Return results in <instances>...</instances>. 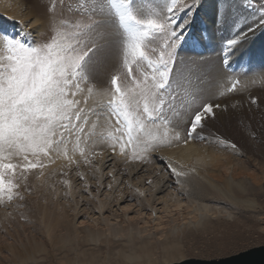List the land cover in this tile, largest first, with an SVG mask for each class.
Instances as JSON below:
<instances>
[{"label":"snow or ice","instance_id":"6c2138e0","mask_svg":"<svg viewBox=\"0 0 264 264\" xmlns=\"http://www.w3.org/2000/svg\"><path fill=\"white\" fill-rule=\"evenodd\" d=\"M73 3L80 6L74 9ZM133 3L48 0L19 32L0 30V203L23 200L21 187H27L29 173L40 169L43 175L47 163L69 158L72 138L73 154L92 142L90 152H79L91 165L105 149L120 155L130 151L143 160L164 140L187 145L215 135L207 129L219 118L218 110H228L227 103L216 102L214 94L191 93L177 109L172 95L179 83L174 76L178 49L191 23L190 17L178 22V16L199 0H170L162 17L147 19L134 13ZM245 36L226 41L224 68ZM101 64L107 68L103 79L97 73ZM236 91L234 83L221 95ZM105 128L107 135L100 131ZM158 159L182 184L183 166ZM76 174L87 191L84 173ZM63 183L71 186L69 179Z\"/></svg>","mask_w":264,"mask_h":264},{"label":"rangeland","instance_id":"374dc122","mask_svg":"<svg viewBox=\"0 0 264 264\" xmlns=\"http://www.w3.org/2000/svg\"><path fill=\"white\" fill-rule=\"evenodd\" d=\"M202 1L199 0L198 6L179 13L178 22L182 23L190 17L191 23L186 29L189 38L180 45L178 57L181 55L183 44L187 43V50L191 48L199 51L203 49L200 36H203L205 41L209 39L207 21L200 16L206 8L201 4ZM169 2L170 0L166 8ZM142 4L140 0L137 7L134 3L132 5V10L140 19L159 18L165 14V11L161 12L153 6ZM238 5L250 14V19L247 20L245 15L239 22L236 21L231 39L242 33L247 35L252 28L244 29L246 23L264 24V0H239ZM0 19H3L0 21V30L16 33L23 27L18 20L9 21L1 14ZM221 23L220 26L223 27L226 22ZM246 37L240 41V45ZM225 43L226 41L223 42ZM105 133L107 135V132ZM72 140L69 146L74 149L75 140ZM90 142L87 145L81 144L75 154L68 146L72 152L69 153V158L65 159L61 155L54 163H47L42 169L43 175H40V169L29 173L27 187H21L23 200L17 199L8 205L0 203V264H174L192 259L220 260L264 246V239H260L264 237V162H256L257 165L251 163L241 154L229 151L224 143L219 141L222 144H219V149L223 153L226 151V156L240 158L248 173L255 175L258 190L237 199L221 194V200L219 199L217 204L230 212L231 217L222 219L220 223L214 220L215 232L201 238L197 229H191L188 223L186 224V216H168L159 212L164 218L162 227H158V216H149L151 210L143 207L139 196L125 195L123 201L119 200V204L116 202L117 196L110 209L103 211L108 224L98 219L101 213L98 208L100 201L113 191L108 185L119 176L125 179L129 172L128 167L134 164L153 165L154 161L159 160V173L151 175V178L146 176V172L143 173V176H146V188L153 186L162 175H165L172 190L179 191V184L166 165L158 159L162 156V149L169 146L167 140H164L156 152L143 160L134 159L130 151L127 155H120L105 149L108 159L105 160L103 168V185H98L97 179L101 176L97 177L95 170L100 160L96 157L89 165L84 163V158L79 154L81 149L87 152L92 150ZM197 143L207 149L212 144L208 139L198 140ZM114 158L124 164L120 172L113 168L116 163ZM241 161L239 160V164H242ZM61 162L64 165L56 164ZM58 166L62 168H57ZM208 170L217 176L223 173L222 168L208 167ZM78 171L85 175L87 191L84 181L76 174ZM244 176L242 174L240 178L243 179ZM65 179L71 180L70 187L63 183ZM222 179V182L215 184L222 185ZM148 181H151V184ZM122 207L128 210H123ZM139 209L143 210V216L138 215ZM189 233L199 235V239L188 237ZM222 246H226L225 249L221 248ZM229 250L233 252L224 253Z\"/></svg>","mask_w":264,"mask_h":264},{"label":"bare ground","instance_id":"6f19581e","mask_svg":"<svg viewBox=\"0 0 264 264\" xmlns=\"http://www.w3.org/2000/svg\"><path fill=\"white\" fill-rule=\"evenodd\" d=\"M168 1L142 0V6L150 5L163 12ZM238 1L203 0L201 2L206 8L200 16H203L207 21L210 32L209 39L205 41L204 37L200 36L202 40H199L202 42L203 49L199 51L191 48L187 50V43L183 44L177 69L174 72V76L179 80L178 84H174V91L172 92V95L176 97L174 107L177 109H179L182 100L192 99L191 93H197L203 97L214 94L216 102L228 104V110H218L219 118L209 124L207 132L215 133V135H209L207 138L212 144L207 149L204 148V145L197 143L198 140H192L187 145L172 143L169 145L171 147L162 149L161 157L173 163V166H176L178 162L187 173L182 178V184L178 186L179 191L172 190L168 186L165 175L162 174V177L158 181L156 180L153 186L146 188L144 177L151 178V175L160 172L159 160L154 161L153 165L134 164L128 167L129 172L126 178L121 179V176L114 178L111 183L112 193L100 201L98 208L101 213L98 219L108 222L103 211L110 209L112 201L117 196L116 202L118 204L119 200L123 201L125 195L128 197L130 195L131 197L139 196L143 207L151 210L149 216H158V227H162L164 218L159 212L168 216L178 214L179 216H186V224L188 223L191 229H197L201 238H204L206 235L215 232L214 220L220 223L222 219L231 217L230 212L225 211L217 204L221 194L237 199L258 190L255 185L257 178L255 179L254 174L248 173L249 171L245 169L246 165L244 166L243 161L240 158L233 159V157L226 156V151L223 153L219 149V144H221L219 141H231L236 143L238 147L233 150L224 144L229 151L241 154L251 163L261 164L264 162V24L246 23L244 29L252 28L246 35L247 39L229 52L228 67L222 66L226 48V43L223 44V42L231 39L236 21H240L245 15L247 20L250 19V14L238 5ZM47 2L48 0H0V14L9 21L18 20L24 24L25 21L42 12V6ZM139 3L140 0H135V7ZM79 6V4H72L74 9ZM66 15L71 18L70 13H66ZM2 20L0 19V21ZM223 21L226 23L221 27L220 24ZM188 38L189 35L185 34L184 41L186 42ZM97 73L103 79L107 73L106 66L101 64L97 68ZM236 79L238 80L236 81ZM235 81L238 83L236 84ZM233 83L236 84L237 91L227 96L221 95V93H226ZM252 97L257 98L256 104L251 103ZM100 131L107 132L106 128ZM160 132H163V129H160ZM69 153L72 154L70 150ZM106 159H108L106 151L102 156L97 157L100 163L95 170V175L101 176L97 179L96 184L98 185H103V168ZM114 159L116 163L113 168L120 172L121 166L124 164H120L119 159ZM239 160L242 164H239ZM61 163L56 164L61 166L65 164L64 162V164ZM72 164H74L73 161ZM208 167L212 169L222 168L223 173L219 176L214 175L213 172H209ZM57 168L62 167L58 166ZM145 172L147 174L143 176ZM242 174L245 175L243 179L240 178ZM220 179L223 180V183L217 186L215 183L222 182ZM116 192L117 194H115ZM159 206L161 207L159 208ZM122 208L128 210L125 207ZM138 215H144L142 209H139ZM230 227L232 226L230 225ZM191 232L193 231L191 230ZM199 235L189 233L188 237L197 240ZM260 239H264V237L262 236ZM225 247L222 246L221 248L225 249ZM232 252L229 250L224 253Z\"/></svg>","mask_w":264,"mask_h":264},{"label":"water","instance_id":"95a60500","mask_svg":"<svg viewBox=\"0 0 264 264\" xmlns=\"http://www.w3.org/2000/svg\"><path fill=\"white\" fill-rule=\"evenodd\" d=\"M174 264H264V246L256 247L235 256L220 260H185Z\"/></svg>","mask_w":264,"mask_h":264}]
</instances>
